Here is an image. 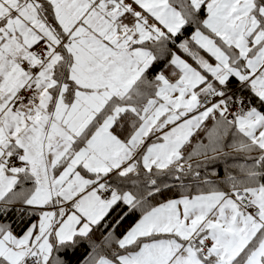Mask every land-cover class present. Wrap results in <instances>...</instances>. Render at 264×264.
<instances>
[{
    "label": "snow or ice",
    "instance_id": "obj_1",
    "mask_svg": "<svg viewBox=\"0 0 264 264\" xmlns=\"http://www.w3.org/2000/svg\"><path fill=\"white\" fill-rule=\"evenodd\" d=\"M0 264H264V0H0Z\"/></svg>",
    "mask_w": 264,
    "mask_h": 264
},
{
    "label": "trees",
    "instance_id": "obj_2",
    "mask_svg": "<svg viewBox=\"0 0 264 264\" xmlns=\"http://www.w3.org/2000/svg\"><path fill=\"white\" fill-rule=\"evenodd\" d=\"M222 174V173H221ZM78 256L80 255L79 253L77 254ZM73 259H75V257H73Z\"/></svg>",
    "mask_w": 264,
    "mask_h": 264
}]
</instances>
